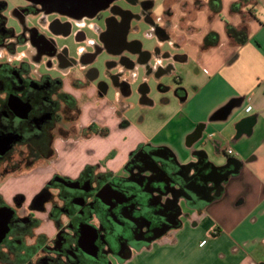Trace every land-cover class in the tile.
I'll return each instance as SVG.
<instances>
[{
  "label": "flooded vegetation",
  "instance_id": "1",
  "mask_svg": "<svg viewBox=\"0 0 264 264\" xmlns=\"http://www.w3.org/2000/svg\"><path fill=\"white\" fill-rule=\"evenodd\" d=\"M154 1L114 0L91 17L90 1L71 15L31 0L11 6L0 0V180L23 181L0 192V264H120L185 221L195 223L192 213L239 167V161L216 166L202 151L180 163L168 149L145 144L118 172L103 161L72 172L50 166L62 152L109 134L93 118L92 104L105 101L109 89L95 65L100 54L109 57L105 75L123 96L138 67L147 77L154 73V55L176 58L158 46L142 51L138 39H128L144 26L147 35L170 40L153 15ZM70 36L74 52L59 43ZM117 64L122 69L111 74ZM156 67L157 78L172 69ZM148 91L143 83L142 99Z\"/></svg>",
  "mask_w": 264,
  "mask_h": 264
},
{
  "label": "crops",
  "instance_id": "2",
  "mask_svg": "<svg viewBox=\"0 0 264 264\" xmlns=\"http://www.w3.org/2000/svg\"><path fill=\"white\" fill-rule=\"evenodd\" d=\"M198 1L202 3L200 7L197 6L196 0H183L184 5L179 0L171 1V12L174 13L173 18L176 17V24L174 23L176 27L172 33L163 20H158L164 32L170 35L169 41L159 39L162 40L160 42H169L173 47H181L184 50L181 54H175L174 59L177 62L192 59L198 65L197 77L190 85L191 89L187 90L182 85L180 76L176 81L178 83L176 95L179 99L173 111L168 110L169 100H164L162 103L164 106L162 105L158 116L141 117L136 133L128 132L132 120L125 114H121L119 119H111L108 113L115 109L109 111L108 106H102L103 100L95 101L92 104L93 118L98 123L106 124L109 127V134L107 137L94 136L84 141L80 147L82 151L80 148L65 151L67 156L64 160L70 168L103 161L107 168L118 172L125 163L128 153L139 144L168 149L180 163L192 159L194 152L202 151L212 164L218 166L224 163L215 159L220 151L218 146H221V141L225 140V137L226 140L235 137V141L247 138L249 143L240 146L239 154L235 152V156L227 155L228 158L237 159L240 162L239 167L222 181L221 189L205 206L220 199L224 194L225 184L243 169L255 165L254 169L257 167V170H262L258 162L264 158V137L256 144L252 138L258 130L256 127L264 126V0H246L237 12H232L230 6L239 0H220L219 12L210 10L208 0ZM167 2L168 0H163V12L160 16L164 15ZM247 9H250L252 16L248 14ZM225 22L234 26L245 24L248 29L247 41L238 46L231 43L225 32ZM181 23L183 29L187 28V32L182 31ZM180 31L185 33L186 40L179 36ZM209 31H215L219 35V42L216 46L202 50L203 37ZM130 35L131 33L128 39H132ZM149 36L156 37L155 34ZM187 41L191 44H186ZM141 50L146 51L142 43ZM164 73L165 71L161 72V77ZM161 86L165 88L164 84ZM76 94L83 95V92L77 90ZM146 94L145 99L140 96V102L150 106L153 103ZM82 102L90 104L88 100ZM232 102L239 104L233 106L225 115L227 105ZM120 120L126 122L122 128L118 127ZM87 121L88 119L84 117L83 124ZM232 124L233 135L232 132L226 136L220 134ZM227 146H230V143L221 150ZM62 155L61 153L60 162L63 160ZM260 180L264 182L263 178ZM262 185L264 186V183ZM260 201L262 202L257 206L255 222L257 229L250 232L252 241L254 238L264 240V198ZM244 202L245 198L240 196L235 205ZM204 207L199 213H192L195 223L185 221L181 227L171 230L150 246L133 252L120 264H264V259L253 254L250 248H240L230 242L226 245H215L223 236L224 230L219 227L214 230L202 229L200 215ZM230 234L239 239H245L247 235L244 231H234ZM214 247L218 248L215 261L212 259ZM219 259L220 262H216Z\"/></svg>",
  "mask_w": 264,
  "mask_h": 264
},
{
  "label": "rangeland",
  "instance_id": "3",
  "mask_svg": "<svg viewBox=\"0 0 264 264\" xmlns=\"http://www.w3.org/2000/svg\"><path fill=\"white\" fill-rule=\"evenodd\" d=\"M11 6L15 4L19 0H4ZM171 1L178 2V0H168L167 4L165 5V13L163 16H160L163 12V0H155L154 7H153V15L157 20H163L164 24L168 26L169 31L172 33L174 30V23L176 24V17L173 18L174 13L171 12L170 3ZM182 5L184 3L183 0H179ZM197 6H201V1L196 0ZM159 16L157 17V16ZM168 21V22H167ZM183 24H180V28L183 29ZM88 35L92 34L91 31L86 30ZM146 29L144 26H141V29L138 32L131 33V38H137L141 41L145 50H152L155 47H159L161 53L169 52L173 56L175 54H181L184 50L181 47L172 46L169 42L162 43L160 42L155 36H149L146 34ZM175 31V30H174ZM182 31L187 32V28H184ZM178 32L181 38L185 37L184 32ZM186 38V37H185ZM184 38V40H186ZM186 44H191L190 41H187ZM60 44L66 45L70 48L71 51L74 50V37H67L59 41ZM74 52V51H73ZM109 57L106 54H100L98 59L95 62V65L99 67L100 77L106 80H109V89L106 94L105 101H102V106H108V110L112 111L108 113L111 115V119H119L121 114H125L127 118L132 120V126L128 130V132L132 131L134 133L139 130V126H137L141 119V117H155L161 112L162 103L164 100H169V111H173L178 103V97L176 95V89L178 84V78L181 76L183 86L188 90L191 89V84L195 82L197 75V63L190 59L187 62H177L174 58H169L168 60L166 57H157L156 55L150 61L151 66L154 69V73L147 77V74L142 67H138L136 70V74L134 73V77H130L131 72L127 71L126 76L130 77V93L127 96H120V91L114 87L111 83V79L107 78L105 75L107 70V60ZM110 60H116L114 57H111ZM167 61L171 63L172 69L170 72L165 71L163 77H161V73L159 74L160 77H156L155 71L157 70L156 65L159 64L160 67L165 68ZM120 64H117L115 68L111 69V74L117 73L119 71ZM159 73V71H158ZM157 73V74H158ZM143 83H146L149 87V91L147 92V97L151 99L152 105L146 106L141 104L140 102V87ZM164 84L165 91L160 90V85ZM164 106V105H163ZM256 135L253 136L252 140H254V144L260 141L264 137V126L260 125L256 127ZM232 132L234 134V126L233 124L229 126V129L221 131V135H225ZM216 138V137H215ZM215 138H211L214 140ZM235 137H231L230 140H222L221 146H218L220 151L218 152V156H216V161H223L226 162L228 156L221 150L223 146H226L227 143H230V146L234 149V152L239 154L240 146L247 145L249 142L244 138L234 140ZM251 139V138H250ZM247 140V141H246ZM228 141V142H227ZM251 142V141H250ZM226 144V145H225ZM69 148H74V143L70 142ZM77 148V147H76ZM74 148V149H76ZM63 160L50 163L51 167L56 165L62 167L67 172H72L71 168L68 166L67 162L64 160V157L67 156L66 152H62ZM81 155V154H79ZM250 156V155H246ZM74 157H76L74 155ZM259 166L262 170H257L253 168H245L241 171L240 174L232 177L229 183L225 184V191L224 194L221 196L220 199H216L213 202L209 203L207 206L204 207L201 215L200 221L202 223V229L208 228L209 230H214L215 228H222L224 230L223 236L218 240L215 245H226V243L230 242L234 246H238L240 248H250L253 250V254L258 255L262 259H264V240L259 238H250L251 231L257 229L256 222V214L258 211V204L264 198V186L262 185L263 180L261 181L260 178L264 179V158H261L258 162ZM257 165V164H256ZM49 170V169H48ZM48 170L46 172H48ZM74 171V170H73ZM254 173H251L253 172ZM259 172H262L259 173ZM258 176V177H257ZM261 182V183H259ZM23 187V181L21 180H0V192H4L5 194L11 193L13 190ZM242 196L245 198V202L241 205L236 206L235 202L237 199ZM259 217V215H258ZM232 228V229H231ZM234 231H244L247 233L245 239H239L231 235V232ZM215 249L212 250V259L215 261L216 253L218 248L214 247ZM216 262H220V259Z\"/></svg>",
  "mask_w": 264,
  "mask_h": 264
},
{
  "label": "trees",
  "instance_id": "4",
  "mask_svg": "<svg viewBox=\"0 0 264 264\" xmlns=\"http://www.w3.org/2000/svg\"><path fill=\"white\" fill-rule=\"evenodd\" d=\"M246 0H239L233 2L230 6V10L232 12H237L241 4ZM208 6L211 11L219 12L220 11V0H208ZM248 14L252 16L250 9H247ZM225 32L230 40L235 46L244 44L248 39V29L245 24H241L239 26H234L228 22H225ZM219 42V35L215 31H209L205 34L202 40L201 49L205 50L210 47L216 46Z\"/></svg>",
  "mask_w": 264,
  "mask_h": 264
},
{
  "label": "water",
  "instance_id": "5",
  "mask_svg": "<svg viewBox=\"0 0 264 264\" xmlns=\"http://www.w3.org/2000/svg\"><path fill=\"white\" fill-rule=\"evenodd\" d=\"M31 1H33L35 3H40L42 5H47L49 11H58L61 13H66V14H71V15L74 14V13H72V11H76L77 8L85 7V4L88 1H90V3H92V5L90 8V12H88L87 15L92 17L95 14H97L98 11L107 8L108 4H110L114 0H31ZM82 15H84V14H82ZM238 104H239V102H236V103L232 102L229 105H227L225 115H227V113L230 111V109L233 106L238 105ZM233 161H238V160L233 158V157H229L226 160L227 163H230ZM234 172L235 171H233L231 173H234ZM228 174L226 175V177L228 176ZM209 201L210 200L207 199L205 203H208Z\"/></svg>",
  "mask_w": 264,
  "mask_h": 264
},
{
  "label": "built area",
  "instance_id": "6",
  "mask_svg": "<svg viewBox=\"0 0 264 264\" xmlns=\"http://www.w3.org/2000/svg\"><path fill=\"white\" fill-rule=\"evenodd\" d=\"M223 152H224L226 155H228V156H232V155L235 156V154H236L230 146L225 147V148L223 149Z\"/></svg>",
  "mask_w": 264,
  "mask_h": 264
}]
</instances>
